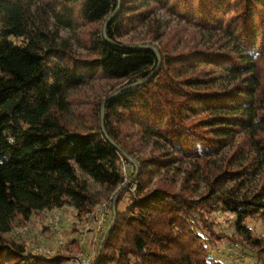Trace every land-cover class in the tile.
Returning <instances> with one entry per match:
<instances>
[{
	"label": "trees",
	"instance_id": "16d2710c",
	"mask_svg": "<svg viewBox=\"0 0 264 264\" xmlns=\"http://www.w3.org/2000/svg\"><path fill=\"white\" fill-rule=\"evenodd\" d=\"M190 160L205 193L170 177ZM81 173L117 189L95 264H223L221 240L264 264L246 222L264 221V0H0V264L67 260L6 235L66 204L86 216Z\"/></svg>",
	"mask_w": 264,
	"mask_h": 264
},
{
	"label": "rangeland",
	"instance_id": "374dc122",
	"mask_svg": "<svg viewBox=\"0 0 264 264\" xmlns=\"http://www.w3.org/2000/svg\"><path fill=\"white\" fill-rule=\"evenodd\" d=\"M161 19H165V15L160 14ZM63 36H68V33H64ZM147 42V40H145ZM214 165L210 164L207 167V172L212 170L216 171L221 168L222 165V157H215ZM136 161V160H135ZM125 166L126 171L129 169L124 159H121V167ZM127 166V167H126ZM201 164L194 163L192 160L190 161H182L177 162L173 169L171 170L170 177L173 176L175 178L178 177L176 183L179 180H182L185 176V172L189 171L192 173V177L197 181L198 192L197 194L205 193L207 188L206 176L203 174L204 170L201 168ZM125 173V171H124ZM86 178L88 181L89 194L91 199L94 201V205L91 207V211L86 216H83L82 219H79V216L75 215V210L70 206V204H66L61 208L54 209L51 211H47L42 213L40 216H32L27 225L15 226L13 230L10 231L6 236L17 243H20L25 246L26 250H31L32 252H44L48 255L54 254L55 252L61 251V253L68 257L67 260L63 262V264H69L68 261L77 249L74 247L72 241L77 243L76 239L80 238L79 234L82 230L86 229L87 238L86 245L84 248V255L89 256L94 247L96 246L93 241L98 239L101 234H95V230L89 228L92 221V214L96 211L98 204L102 201L110 202L107 211H105V215L107 220L111 217L110 205L113 204V200L115 196H117V189L109 190L106 187L95 183L92 179L79 174ZM161 176H157L155 181L159 180ZM127 180V174L125 173V177ZM170 179L169 177H167ZM253 183L256 184V178H253ZM135 188L132 187V191ZM130 193L127 192L123 195L122 201L119 203V208H123L127 202L130 201ZM112 201V203H111ZM60 210V211H59ZM58 215L59 221L57 224L53 222V216ZM211 218L213 221L217 222L219 225V229L227 234H231L233 232V223L234 219L233 215L229 212L223 211L221 209H217V211L211 213ZM261 218H248L246 219L247 225L252 229L255 235H259L264 237V221L260 220ZM50 220H52L50 222ZM56 228L60 230L62 240L64 241L63 245L57 244V235ZM79 245V243H77ZM80 247V245H79ZM211 253L217 256L223 264H261L257 262V257L254 250L247 249L245 250L239 245L233 244L228 240H221L217 242L214 248L210 249ZM97 260V258H96ZM95 260V263H96Z\"/></svg>",
	"mask_w": 264,
	"mask_h": 264
},
{
	"label": "built area",
	"instance_id": "2783aa9c",
	"mask_svg": "<svg viewBox=\"0 0 264 264\" xmlns=\"http://www.w3.org/2000/svg\"><path fill=\"white\" fill-rule=\"evenodd\" d=\"M124 168L125 166L122 169H120V171L122 175L125 177ZM109 204L110 202L108 201H102L100 204H98L96 211H94V213L92 214V218H91L92 221H91V225H89V228L94 229L95 230L94 232L96 235L101 234L103 232V229L107 222L105 211H107ZM51 221L52 220H50V222ZM58 221H59L58 215H54L53 216L54 224H57ZM56 235H57V244L63 245L64 241L62 240L60 230H58L57 228H56ZM79 236L80 238H77L76 241L77 243H79L80 248L78 251L74 253V255L71 256L68 263L69 264H95L96 259H94V253H93L95 250V247L93 249V252L89 256L84 255L85 253L84 248L86 245V238H87L86 229L82 230Z\"/></svg>",
	"mask_w": 264,
	"mask_h": 264
},
{
	"label": "water",
	"instance_id": "95a60500",
	"mask_svg": "<svg viewBox=\"0 0 264 264\" xmlns=\"http://www.w3.org/2000/svg\"><path fill=\"white\" fill-rule=\"evenodd\" d=\"M105 28H106V25L104 24V32H105ZM156 53H157V52H156ZM119 90H121V89H120V88L117 89V90H116L114 93H112L108 98H110V97H112V96L118 94V93H119ZM108 98H107V99H108ZM105 100H106V99H105ZM103 113H104V105H103V103H101V115H100V119H101V120H103V119H102V115H103ZM111 211H112V213L114 214V211H115V207H114V205H113ZM110 225H111V224H109L108 227H107L108 230H109ZM108 230H107V231L105 232V234L103 235V238L106 237V234H107ZM103 238H101V241H100L101 243H100V245H99V249H98L97 255L99 254V251H100V249H101V247H102V243H103L102 240H103Z\"/></svg>",
	"mask_w": 264,
	"mask_h": 264
}]
</instances>
